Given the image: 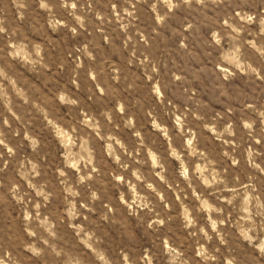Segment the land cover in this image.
<instances>
[{"label":"rangeland","instance_id":"obj_1","mask_svg":"<svg viewBox=\"0 0 264 264\" xmlns=\"http://www.w3.org/2000/svg\"><path fill=\"white\" fill-rule=\"evenodd\" d=\"M0 264H264V0H0Z\"/></svg>","mask_w":264,"mask_h":264}]
</instances>
